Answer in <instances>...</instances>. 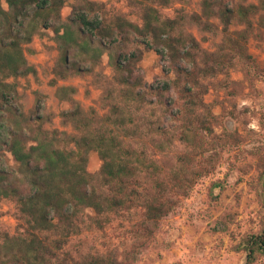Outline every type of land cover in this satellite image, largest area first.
Listing matches in <instances>:
<instances>
[{"label": "trees", "instance_id": "trees-1", "mask_svg": "<svg viewBox=\"0 0 264 264\" xmlns=\"http://www.w3.org/2000/svg\"><path fill=\"white\" fill-rule=\"evenodd\" d=\"M131 1L143 6L141 24L122 16L110 22L106 5L98 0H74L66 18L62 11L68 0H0V200L15 199L19 212L18 233H6L0 242V264H133L160 221L176 209L181 197L188 196L205 174L183 169L163 174L145 149L125 144L114 133L88 131L91 120L83 116L80 103L72 97L76 92L73 86L57 88V96L73 104L61 116L64 123L73 122L87 133L75 136L49 131L43 127L42 116H29L23 111L17 86L8 81L37 74L36 67L28 62L25 45L39 32L51 30L60 53L54 67L56 79L91 72L107 54L119 80L138 98L140 94L134 88L143 85L136 74L138 63L143 49L155 50L168 63L165 69L171 75L155 89L161 94H177L170 101L179 106L174 115L184 120L181 139L189 142L188 131L207 92L203 80L226 72L236 55L245 54L248 29L233 38L229 30L232 18L238 16L250 28V16L262 12L264 25V0L235 7L222 0H203L202 13L192 19L212 29L211 18L218 16L228 35V45L220 51L203 52L200 60L197 38L179 30L185 16L179 12L174 18L162 17L160 8L168 7L173 0ZM41 97L37 92L38 102ZM39 107L37 104L36 110ZM112 113L107 121L123 126L125 119L117 106L112 107ZM129 133L136 134L131 130ZM3 150L11 154L12 161ZM92 150L102 160L97 174L88 169ZM144 171L152 174V190L141 179ZM97 178L108 192L97 189ZM137 208L143 210V219L130 231L138 243L122 259L112 251L76 257L66 249L84 222L91 220L101 229L112 213ZM246 250V264H254L259 255H264V231L247 239Z\"/></svg>", "mask_w": 264, "mask_h": 264}, {"label": "rangeland", "instance_id": "rangeland-1", "mask_svg": "<svg viewBox=\"0 0 264 264\" xmlns=\"http://www.w3.org/2000/svg\"><path fill=\"white\" fill-rule=\"evenodd\" d=\"M98 1L106 5L110 22L122 16L142 23L143 6L138 3ZM73 2L68 0L63 8L64 18L71 14ZM202 2L173 0L168 7L160 8L163 18H174L179 12L185 16L179 30L197 38L201 48L199 60L203 52L220 51L228 45V35L218 16L211 18L212 29L192 19L196 13H202ZM222 2L235 7L257 4L259 0ZM261 16L262 12L250 16V28L238 16L232 18L229 30L233 38L248 29L247 43L243 45L245 54L236 55L226 72L203 80L207 92L188 131L189 142L181 139L184 120L174 115L179 106L170 101L177 94L173 91L161 94L155 89L171 76L165 69L168 63L155 50L143 49L136 70L143 85L134 88L140 94L136 98L119 80L107 54L91 72L56 79L54 67L60 53L53 32H39L25 45L28 62L38 72L11 77L8 81L16 84L23 111L29 116H42L45 129L75 136L87 133L85 129H77L73 122L64 123L61 116L73 104L60 99L57 88L73 86L76 92L72 97L80 103L83 116L91 120L88 131L114 133L125 144L145 149L163 174L179 169L187 173L205 172L190 194L181 197L176 209L160 221L154 236L141 247L139 258L133 264H246L247 239L264 231V25ZM37 92L42 94L40 102ZM37 104L39 110H36ZM113 106L124 117L123 126L107 121V116L113 115ZM201 120L207 127H203ZM129 130L135 131V136ZM3 151L12 161L11 154ZM101 165L99 153L92 150L89 171L97 174ZM141 179L152 190V174L144 171ZM95 184L98 190L108 192L98 178ZM18 213L15 199L0 200V242L6 233H18ZM142 219L143 210L137 208L112 213L110 221L101 229L88 220L82 224L81 232L70 238L66 249L76 257L112 251L122 259L138 243L130 230ZM263 261L264 255H259L254 264Z\"/></svg>", "mask_w": 264, "mask_h": 264}]
</instances>
